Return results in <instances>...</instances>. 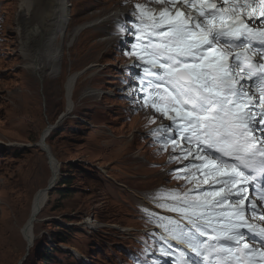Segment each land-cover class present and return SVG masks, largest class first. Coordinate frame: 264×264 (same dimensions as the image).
Returning a JSON list of instances; mask_svg holds the SVG:
<instances>
[{"label": "rangeland", "instance_id": "rangeland-1", "mask_svg": "<svg viewBox=\"0 0 264 264\" xmlns=\"http://www.w3.org/2000/svg\"><path fill=\"white\" fill-rule=\"evenodd\" d=\"M33 1L32 15L25 20L19 0H0V264H46L41 258L44 251L53 264H144L147 252L142 248L127 256L124 250L142 246L135 238L157 246L159 236L154 230L136 233V228L156 223L145 212H136L135 196L156 188L164 174L146 160H159L146 145L142 128L146 116L130 107L127 111L115 88L122 54L115 50L118 39L111 36L115 28L109 22L113 13L121 19L120 11L127 7L122 0H69L72 15L65 20V39L78 25L101 23L85 27L72 47L66 45L69 49L63 52L58 72L50 73L46 67L39 78L27 68L35 61L36 49L23 58L21 44L52 5ZM56 39L59 43L58 33ZM79 74L71 98L67 85ZM69 107L72 113L54 129L58 136L46 141L62 176L71 175L69 190L55 187L38 215L35 240L28 248L21 227L33 196L51 176L45 154L35 145L46 126ZM92 219L96 225L84 224ZM63 229L66 244H59Z\"/></svg>", "mask_w": 264, "mask_h": 264}, {"label": "snow or ice", "instance_id": "snow-or-ice-1", "mask_svg": "<svg viewBox=\"0 0 264 264\" xmlns=\"http://www.w3.org/2000/svg\"><path fill=\"white\" fill-rule=\"evenodd\" d=\"M153 2L158 13L135 5L139 23L124 53L142 69L132 102L171 122L150 133L164 150L173 145L169 163L192 157L175 178L203 177L187 191L150 194L154 207L176 214L152 213L156 226L194 253L180 251L176 264H264V227L253 222L264 221V28L254 26L264 24V0Z\"/></svg>", "mask_w": 264, "mask_h": 264}, {"label": "bare ground", "instance_id": "bare-ground-1", "mask_svg": "<svg viewBox=\"0 0 264 264\" xmlns=\"http://www.w3.org/2000/svg\"><path fill=\"white\" fill-rule=\"evenodd\" d=\"M68 1L69 0H47L46 2L47 5L49 6L52 5L51 7L52 9L48 13L46 12V10L43 11V14L41 13L42 15L38 20V21H41L40 24H37V26L34 28L33 27L30 28L31 30L28 32V38L25 44L24 43L21 44L22 46L21 51H22L23 58H26V54L28 53L30 49H32L33 47L36 49L35 50L36 56L35 57L32 56L34 57L33 60L35 61L30 66L28 65L27 68H31L33 73L39 78L42 77L41 74L44 75V69L46 67L50 70V73L58 72L59 63L62 59V55H63V52H65V49H69L70 47L73 46L75 39L81 34L82 31H84L85 29L89 27H93L101 23L98 21H94L91 23L89 22V23H84L83 25H78L76 26V28H74L71 38L70 36H68V38L66 37L65 39V35H64L65 34V29H64L65 20L67 21L69 19L68 10L70 9L68 5ZM33 3H34L33 0H19V4L21 5L20 11H22L23 19L27 20L32 15L31 13L34 7ZM159 7L161 9L163 5L159 4ZM160 9H157L156 12H159ZM110 17L115 19L119 17V14L113 13L111 14ZM57 33L60 35L59 43L57 42V39H56ZM111 39H114V38H111ZM66 45L69 48H66ZM108 49L110 48L108 47ZM26 64H29V63H26ZM95 68L96 66L92 67V69H95ZM82 72L84 71H81V73ZM80 74L74 80H72L71 84L68 82L69 86L67 85V87H68V93H70V95L73 91V88H75V84L78 81L77 79L82 76ZM90 91H95L99 93L96 90H89L88 92ZM66 92H67V88H66ZM89 95H92V94H89ZM69 97L67 95L66 101L70 103L71 105H73V101L71 100L69 101L68 99ZM71 98H72V95H71ZM71 113H72V107H69L68 111L66 113H62L60 117L65 119ZM46 127H47L45 128L46 130L44 129V131L41 134L40 140L37 142V147L40 149H43L41 138L42 136L46 135L47 131L49 130V126H46ZM46 158L50 166L51 176L47 182L46 187L39 189V191L33 196L32 204H31V211L29 212V215L26 218V221L23 223L21 227V235L24 241L26 242L28 248L32 247L34 240H35L34 229H35V224L38 220L37 219L38 215L44 209L45 205L48 203L49 193L46 191L47 186L54 184V187H55L56 184L59 182L60 164L56 161L54 156H53L54 159L48 156H46ZM135 197H136V200L138 201L137 203H141V202L145 203L146 204L145 206L149 208L150 200L146 199L145 198L146 196L136 195ZM156 209H159V208H156ZM155 213H158L159 215L172 216V213L165 212L163 210L162 211L157 210V212ZM147 215L150 216V213H148ZM85 222L87 223V221Z\"/></svg>", "mask_w": 264, "mask_h": 264}, {"label": "trees", "instance_id": "trees-1", "mask_svg": "<svg viewBox=\"0 0 264 264\" xmlns=\"http://www.w3.org/2000/svg\"><path fill=\"white\" fill-rule=\"evenodd\" d=\"M56 136H58V133L55 131H52L51 134H50V137L48 138V140H52L54 139ZM48 142V141H47ZM70 178H71V175L70 174H67V175H64L61 177L60 181L58 182L57 184V188H63L62 191H65V190H69L68 188V185L70 183ZM52 195V192L49 193V196ZM58 228H62L61 226H58ZM64 230V229H63ZM63 230H61V232H63ZM68 230H71L70 229H67ZM65 231V230H64ZM64 234L60 235V233H58L59 237L57 240L59 242V244H66V239H67V235H65V233H67L66 231L63 232ZM60 252H62L60 250ZM66 255H69V256H72V253H69V252H64ZM41 258H42V261L46 264H53L55 261L50 257V253L44 251L41 255Z\"/></svg>", "mask_w": 264, "mask_h": 264}, {"label": "water", "instance_id": "water-1", "mask_svg": "<svg viewBox=\"0 0 264 264\" xmlns=\"http://www.w3.org/2000/svg\"><path fill=\"white\" fill-rule=\"evenodd\" d=\"M59 121H61L60 118L58 119V121H57V123L55 125L49 126V130L47 131L46 135L42 136V138H41V142H42V146H43V149H42L43 152L45 153L46 156L51 157L52 159H54V158H53V155L51 154L48 146L45 143V138L48 135V133L50 132V130H52L53 128H55V126L59 123ZM53 186H54V184L48 185L46 191L47 192L51 191L52 188H53Z\"/></svg>", "mask_w": 264, "mask_h": 264}]
</instances>
